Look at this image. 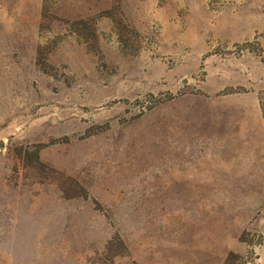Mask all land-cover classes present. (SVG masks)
I'll use <instances>...</instances> for the list:
<instances>
[{"label": "rangeland", "instance_id": "374dc122", "mask_svg": "<svg viewBox=\"0 0 264 264\" xmlns=\"http://www.w3.org/2000/svg\"><path fill=\"white\" fill-rule=\"evenodd\" d=\"M0 264H264V0H0Z\"/></svg>", "mask_w": 264, "mask_h": 264}]
</instances>
